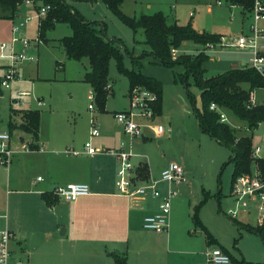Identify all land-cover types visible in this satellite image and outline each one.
Instances as JSON below:
<instances>
[{
	"label": "rangeland",
	"instance_id": "obj_1",
	"mask_svg": "<svg viewBox=\"0 0 264 264\" xmlns=\"http://www.w3.org/2000/svg\"><path fill=\"white\" fill-rule=\"evenodd\" d=\"M65 1L76 7L88 21H96L97 28L101 29V21H104V36L120 39L116 42V46L124 54L125 68L153 76L163 85L162 114L156 116L154 114L153 120L142 113L135 115L134 120L142 126L144 135L134 137L131 141V148L133 152L144 155L149 163L153 162L156 170H159L165 162L168 165L171 162H177L187 172V182L189 181L188 183L193 188V195L190 199L185 198L180 194V190L179 192L176 190V199L179 200L174 198L172 201L171 215L177 211L178 218H174L176 219V223H174L171 217V232L173 223L180 228L188 226V217H192L193 220L195 208L200 203L197 201L199 200L198 196L207 190L211 196L200 207L199 215L202 222L209 227L214 236H219L218 240L235 258L240 256L237 258L238 260H245V264H248V259L264 260L262 238L247 227L239 228V224L243 223L244 225H257L261 217L264 216V211L259 208V201H254L250 207L241 209L237 219H234L237 220L235 223H233L231 215L227 213L230 208L236 206V199L232 193L234 165L231 162L226 164L232 151L218 142L211 134L202 130L197 116V108L202 109L201 89L195 83L194 77L188 78L189 84L186 86L185 82L176 80V77L185 71L183 64L159 63L150 53L141 51L143 46L147 48L144 30L139 29L134 32L133 28L109 8L103 0ZM218 1H221L222 4H218ZM38 4L42 5L43 3L39 1L37 5L28 4L24 0L20 5L22 8L20 17L13 21L0 19V44L7 43L8 50L12 47L17 53L39 58L38 64L24 61L18 68V76L21 73L24 78L20 90L30 92V95L23 98H28L31 102L30 108L39 110L41 114L39 137L35 139L32 134L14 128L12 129V140L18 147L22 144L31 146L38 142L45 152L52 150L54 144L58 148L70 146L82 149L85 142L90 141L91 122L95 118L102 133L91 139L93 144H97L104 138L107 131L120 129L121 125L115 118V113L131 109L129 77L121 70L118 59L113 57L109 66V82L112 83V88L109 91L105 109L101 110L96 99L92 100L89 97L91 93L89 90L92 86L85 81L84 65L81 60L71 58L61 43L62 38L73 33L69 23L57 22L53 28L49 29L46 32V37L49 39L47 43L43 40L38 41L39 18H33L27 22L19 33L13 32L14 25H19L37 13ZM121 9L126 16L135 18H139L143 14L162 11L170 22L176 21L181 25L192 24L196 30L222 34L229 44L233 39L249 31L245 21L247 17L242 7L231 5L229 0H123ZM191 10L194 12V16L190 15ZM249 20H251L250 16H248ZM261 26L264 27V22L261 23ZM20 36L31 39L29 48L24 47L19 40L13 42L14 38ZM261 41L264 43V37L261 38ZM193 44L194 42L188 41L185 45L187 49L182 48L183 44L181 47L173 48L172 57L176 59L183 52L209 53L210 58L205 63L206 77L218 75L232 67H245L232 66V64L249 63L251 56L249 48L231 45L222 47L218 43L216 48L211 49L210 52L206 45L200 43H195L196 46H199L197 50L191 49ZM35 45L38 46L35 47ZM134 48L143 53L137 61L133 59ZM125 49L129 51L130 55L124 51ZM174 50H176V56H174ZM15 80L11 81V87ZM243 87L249 89L250 85L245 82ZM1 90L3 92H0V119L3 118L2 114L5 115L9 110L12 101L9 95L10 90L7 88H1ZM251 93L258 101L264 100V88L254 89ZM14 94L13 97L17 95ZM38 97L43 98L47 102V106L38 105L36 102ZM21 100H23L22 97ZM90 104L93 107H90ZM132 110L140 113V109L137 107H133ZM222 110L227 116L225 122L236 129L238 136L250 135L252 150L261 146L263 149L261 155H263L264 121L253 131H250L245 120L227 108L222 107ZM158 125L165 127V133L162 136H158L154 131L155 126ZM0 131L10 132L9 129H0ZM123 135L126 136L124 141H129L130 136L124 133V130ZM144 136H147L148 139L146 143L143 142ZM137 139L141 141L138 142ZM140 159V157H135L134 162ZM258 168L259 166L256 162L254 163L253 159L251 171ZM47 172L49 171L45 167L39 166L36 170H28L27 177L30 181L37 182V176H47ZM159 176L160 174L157 177ZM195 228L197 230L191 234ZM179 234L181 236L179 239L177 238L175 247L181 251V254H177L180 264H194L197 259L204 262L206 258L202 251L204 252L207 248L205 232L192 223L186 231H179ZM172 247H174L173 244ZM157 248L160 251L159 258L167 264L168 247L161 248L158 245ZM232 262L240 264L235 260Z\"/></svg>",
	"mask_w": 264,
	"mask_h": 264
},
{
	"label": "crops",
	"instance_id": "obj_2",
	"mask_svg": "<svg viewBox=\"0 0 264 264\" xmlns=\"http://www.w3.org/2000/svg\"><path fill=\"white\" fill-rule=\"evenodd\" d=\"M20 5L21 3L13 17H10L6 9L0 6V19L13 21L20 17L22 10ZM250 10H243L247 17L245 20L247 26L250 22L248 16L251 17ZM191 12L192 10L189 13ZM191 16H194V13ZM101 23L103 27L104 21ZM41 40L46 43L49 42L46 36L43 39L38 37V41ZM187 43L188 41L183 43V49H187L185 46ZM193 45L191 49L197 50L199 46H196L195 43ZM37 46L35 45V47ZM142 49L141 51L148 53L150 51L148 45L147 48L143 46ZM141 51L134 48L133 57L142 55ZM35 57L37 60L27 61L38 64L39 58ZM81 62L85 71H89V60L84 58ZM232 66H249V63H233ZM0 72H3L2 68ZM23 80V76L19 73L13 86L7 88L10 90V98H18L22 103L15 105L11 101L9 110L5 115L2 114L3 118L0 119V129L2 130H10L11 122L17 125L23 122V112L13 113V109L16 111L34 110L30 108V100L23 98L30 95V92L20 90ZM1 88L6 87L0 85V92L2 93ZM19 91L25 94L19 95ZM89 91H92V88ZM14 93L17 94L15 97H13ZM36 100L38 105L47 106V102L43 98L38 97ZM124 139L126 136L123 135V129L120 126V129L107 131L104 138L94 145L97 148L117 149ZM143 139L145 143L148 141L147 136H144ZM128 140L131 142L133 139L129 137ZM137 141L141 140L137 139ZM87 142L82 149L67 145L66 148H58L54 144L53 149L46 152L40 147V143L36 142L31 145L33 150L16 153L9 167L0 166V230L9 228L14 233L15 237L11 242L14 257L22 258L28 264H117L112 255L115 252L125 254L127 264H165L159 258L160 251L157 247L160 245L161 248L168 247L167 264H180L177 254H181V251L175 247V244L177 238L179 239L181 236L179 231H186L190 224L194 223L192 217H188L187 227L180 228L174 224L178 218L176 211L170 215V226L167 231L156 232L144 229V217L157 209L160 199L152 196L133 198L120 194L116 186L118 170L116 156L109 151L90 154L85 147ZM73 151H79V153L75 154ZM135 157L141 159L134 162ZM133 162L137 170L143 165L148 166V178L158 181V187L163 194L169 189H173L178 192L180 190V194L185 198L190 199L193 195V188L188 183L189 181L176 184L161 180L162 171L169 166L166 162L159 170H156L154 163H149L145 156L139 153H135ZM29 164L30 167H28ZM39 166L45 167L49 171L47 176L38 175L37 182L35 180L30 181L27 177V171L36 170ZM159 174L160 176L157 177ZM39 177L42 178L39 179ZM69 182H86L90 185L91 193L75 201L59 198L56 203L48 205L43 194L53 191L58 185ZM204 194L203 192L201 196H198L199 200L197 201H201ZM171 217L174 221L172 232ZM175 217L176 219H174ZM263 218L264 216L258 223ZM234 219L237 218H233V223H235ZM63 226L66 227V231L61 234L60 229ZM205 226L209 229L207 225ZM196 230L197 228L193 232L190 230L191 234H194ZM214 237L223 245L218 240L219 236ZM205 240L207 248L202 253L206 258L207 249L220 246L210 244L207 237ZM205 261L207 264L214 263L208 262L207 258L204 259ZM204 262L197 259L194 264H205L206 262ZM247 262L248 264H264L263 259H248ZM215 264L238 263L231 260L229 263Z\"/></svg>",
	"mask_w": 264,
	"mask_h": 264
},
{
	"label": "trees",
	"instance_id": "obj_3",
	"mask_svg": "<svg viewBox=\"0 0 264 264\" xmlns=\"http://www.w3.org/2000/svg\"><path fill=\"white\" fill-rule=\"evenodd\" d=\"M24 0H0L2 6L13 17L17 11L18 5ZM41 1L43 4H50L51 9L47 16L40 21L39 39L46 36V32L53 28L57 22H67L72 26L73 33L61 39V43L66 49L68 55L76 60L87 58L90 64V70L86 72L85 81L90 83L96 101L101 110L105 109L106 101L110 89L107 88L109 82V66L113 57L118 59L121 70L128 75L130 80V89L136 86H144L157 93L158 99L153 104L154 114L160 115L163 112V85L157 78L147 75L141 71L128 69L124 67V54L116 46L120 39H111L104 36L105 25L99 29L96 27V21H88L75 7L65 0H36V4ZM109 8L122 17L137 32L143 29L145 33V43L150 47L149 53L155 57L157 62L166 65L176 63L183 64L184 73L176 77V80L185 82L188 86V78L193 76L195 83L201 89L202 109L197 108V116L203 131L211 134L216 140L231 151L232 155L227 163H233V183L236 178L244 173L250 172L253 165L252 141L250 135L238 136L236 129L231 127L225 121H221L220 112L211 109V104L215 102L220 107L227 108L234 112L239 118L245 120L250 131H253L264 121V104L249 106L251 91L258 88H264V77L254 68L232 67L229 70L215 76L206 77L205 63L209 59L206 52L199 53H181L176 59L172 57V49L181 47L185 41H192L206 45L207 43L219 42L222 34L209 31H199L193 28L192 24L181 25L176 21L170 22L168 17L162 12L143 14L139 18L129 17L123 14L121 6L123 0H103ZM231 5H239L244 11H249L254 0H229ZM39 4L37 7H39ZM130 55L127 49L124 50ZM133 57L137 61L140 57ZM250 85L249 89L243 87L244 83ZM23 112V122L16 124L11 122L12 129L19 128L33 135L35 139L39 137L40 118L39 110H23L13 113ZM261 165H264V158L259 159ZM142 180L149 177V168L143 165L138 169ZM221 193V191H220ZM44 198L48 205L56 203L59 197L54 191L45 192ZM209 191H205L204 198L195 208L193 221L195 226H199L206 234L210 244H218L220 248L230 255L231 260L240 264H245V260H238L230 251L221 245L209 229L200 219L199 211L202 204L209 198ZM235 222L237 220H234ZM238 224V223H237ZM257 233L264 241V218L255 226L249 224L241 225ZM117 264H127L125 254L113 252Z\"/></svg>",
	"mask_w": 264,
	"mask_h": 264
},
{
	"label": "built area",
	"instance_id": "obj_4",
	"mask_svg": "<svg viewBox=\"0 0 264 264\" xmlns=\"http://www.w3.org/2000/svg\"><path fill=\"white\" fill-rule=\"evenodd\" d=\"M25 1L28 4L34 3L37 5L36 0ZM218 4H222V2L218 1ZM50 9V4L40 5L35 15L28 17L26 21L21 22L19 25H14L13 31L19 33L21 28L33 18H39V21H41L47 16ZM193 13L192 11L190 14L192 15ZM250 15L251 20L248 24L249 31L247 33L233 39L230 44L222 35L219 42L207 43L206 48L214 50L218 43H220L222 47L231 45L239 48H249L251 52L249 66L264 77V43L261 41V38L264 37V27L261 26V23L264 22V0H254ZM17 40L21 41L26 48L31 45L30 38L20 36L14 38L13 42ZM8 47L7 43L0 44V69H3V72H0V85L6 88H10L11 81L18 78V68L21 62L37 60L35 56L17 53L12 47L8 50ZM173 52L174 56H176V50ZM111 87L112 84L108 83L107 88L111 89ZM18 94L24 95L25 93L19 91ZM130 96L131 109L116 112L115 118L122 126L124 132L133 139L134 137L136 138L144 135L142 126L134 120L135 115L142 113L153 120L155 117L153 104L157 101L158 95L156 92L144 86H136L131 90ZM89 97L92 100L95 98L93 91H91ZM12 103L18 105L22 102L20 99L14 98L12 99ZM259 104H264V100L258 101L255 95L251 93L249 105L254 106ZM90 107H93V105L90 104ZM133 107L139 108L140 113L133 111ZM210 107L220 112L221 121H227V116L222 110V107L215 102H213ZM154 131L158 136H162L165 133V127L163 125L155 126ZM100 134L101 131L96 124V119L93 118L90 130L91 138L100 136ZM12 138L13 135L11 132L0 131V166L9 167L16 153L33 150L28 144H23L21 147L16 146ZM85 147L90 154L109 151L116 156L118 163L116 186L120 194L133 198L152 196L160 199L157 209L144 217L143 227L146 230L156 232L167 231L170 226L172 199L177 195V192L173 189H169L163 194L158 187L157 180L153 178L142 180L140 178L137 167L133 162L135 153L132 151L131 142L122 141L120 147L117 149H105L95 147L90 140L86 143ZM262 152V147L258 146L252 153L254 163L256 162L259 168L239 175L233 183L232 193L236 199V206L230 208L227 212L232 218H236L241 209L250 207L251 203L254 201H259V208L261 211H264V165L261 166L259 163V159L264 158V155H261ZM73 153L78 154L79 151H73ZM41 178L42 177H39V179ZM161 180L168 183H185L187 182L186 171L181 164L171 162L169 166L162 171ZM53 191L59 198L67 201H75L82 196L89 195L91 193V188L86 182H69L56 186ZM14 237V233L9 228L0 230V264H28L26 260L14 257L11 247V242ZM206 258L208 262L214 263H229L231 261L230 255L217 246L206 250Z\"/></svg>",
	"mask_w": 264,
	"mask_h": 264
},
{
	"label": "water",
	"instance_id": "obj_5",
	"mask_svg": "<svg viewBox=\"0 0 264 264\" xmlns=\"http://www.w3.org/2000/svg\"><path fill=\"white\" fill-rule=\"evenodd\" d=\"M64 231H66V227L63 226V227L60 229V233H61V234H64Z\"/></svg>",
	"mask_w": 264,
	"mask_h": 264
}]
</instances>
